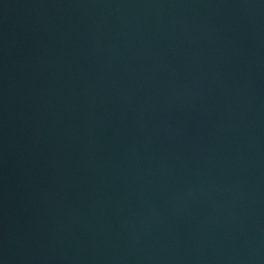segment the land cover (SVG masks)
Masks as SVG:
<instances>
[{
	"label": "water",
	"instance_id": "water-1",
	"mask_svg": "<svg viewBox=\"0 0 264 264\" xmlns=\"http://www.w3.org/2000/svg\"><path fill=\"white\" fill-rule=\"evenodd\" d=\"M0 264H264V0H0Z\"/></svg>",
	"mask_w": 264,
	"mask_h": 264
}]
</instances>
